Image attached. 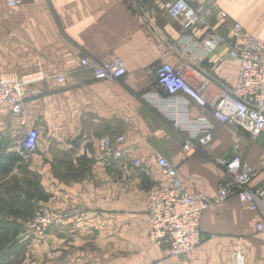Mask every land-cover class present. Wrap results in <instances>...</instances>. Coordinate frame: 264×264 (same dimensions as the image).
Returning <instances> with one entry per match:
<instances>
[{
  "label": "crops",
  "instance_id": "obj_1",
  "mask_svg": "<svg viewBox=\"0 0 264 264\" xmlns=\"http://www.w3.org/2000/svg\"><path fill=\"white\" fill-rule=\"evenodd\" d=\"M17 1L12 7L0 0V70L40 71L46 80L21 109L0 108V188L23 187L18 194L27 191L33 204L84 213L82 221L52 226L30 241V264H238L237 252L245 264H264L262 215L237 196L204 213L203 240L186 255L171 256L149 239L148 216V191L171 183L158 155L178 169L187 189L210 199L224 172L216 157L239 154L253 168L264 162V130L253 139L219 124L191 95L169 99L152 71L171 64L215 99L239 77L240 64L230 55L239 44L234 24L264 40V0H194L210 6L214 18L191 31L170 14L174 0ZM212 30L222 41L206 54L201 43ZM188 32L190 42L183 40ZM83 58H120L126 73L98 79ZM154 91L157 99L144 98ZM202 117L216 124L214 140L186 153L189 137L199 143L190 122ZM29 129L40 136L36 150L26 153L21 144ZM106 135L126 136L116 146L121 155L103 150ZM259 185L258 174L252 186Z\"/></svg>",
  "mask_w": 264,
  "mask_h": 264
},
{
  "label": "built area",
  "instance_id": "obj_2",
  "mask_svg": "<svg viewBox=\"0 0 264 264\" xmlns=\"http://www.w3.org/2000/svg\"><path fill=\"white\" fill-rule=\"evenodd\" d=\"M7 1L12 7L18 2ZM193 2L194 0H174L167 7L172 16L183 19L188 31L197 27H209L214 18L213 9L204 4L194 5ZM233 28L239 36V44L231 50L230 55L240 64L239 77L234 86L225 87L215 99H210L204 90L192 87L184 71L171 64L154 66L152 71L158 78L157 87H162L169 99L181 100L183 94L191 95L202 107L211 111L219 124L241 127L255 139L264 130V40L248 34L240 23L234 24ZM192 38L188 32L183 40L190 42ZM221 41L220 33L212 30L201 43L202 48L207 54ZM81 64L92 69L98 79H117L126 73V67L120 58L106 62L83 58ZM57 79L64 81L65 75H60ZM45 80L46 76L40 71L20 75L0 70V108L8 106L21 109L28 95L39 96L38 87ZM144 98L153 101L158 98V93H147ZM190 123L199 143L196 144L194 138L189 137L183 147L186 153L208 147L214 140L216 130V124L205 117ZM176 125L181 129L188 128L187 122L185 125L176 122ZM39 136L36 129H29L23 135L21 146L26 153L36 150ZM125 140V135H106L101 139L102 148L107 153L121 155L116 146ZM157 159L162 170L170 176L171 183L155 186L148 191L149 239L165 246L171 256L186 255L194 251L203 240L201 221L204 213L212 206L222 205L232 196H237L252 211L261 213L257 229L264 231V186H252L256 175L264 177V162L253 168L245 164L239 154L216 157L215 163L224 172L216 195L210 199L198 190L187 189L178 169L164 156L158 155ZM136 164H141V161L136 160ZM83 214L77 208L55 209L45 205L27 221L26 228L32 237L42 238L52 226L62 227L82 221ZM235 259L238 264H245L242 253L237 252Z\"/></svg>",
  "mask_w": 264,
  "mask_h": 264
},
{
  "label": "rangeland",
  "instance_id": "obj_3",
  "mask_svg": "<svg viewBox=\"0 0 264 264\" xmlns=\"http://www.w3.org/2000/svg\"><path fill=\"white\" fill-rule=\"evenodd\" d=\"M232 128L243 130L237 126ZM0 189L3 191H0V264H30L33 259L29 250L30 241L41 240L43 237H32L26 224L46 204L30 202L27 191L26 195H19L20 189L25 191L23 187L9 186Z\"/></svg>",
  "mask_w": 264,
  "mask_h": 264
},
{
  "label": "trees",
  "instance_id": "obj_4",
  "mask_svg": "<svg viewBox=\"0 0 264 264\" xmlns=\"http://www.w3.org/2000/svg\"><path fill=\"white\" fill-rule=\"evenodd\" d=\"M14 199H16V198H14Z\"/></svg>",
  "mask_w": 264,
  "mask_h": 264
}]
</instances>
